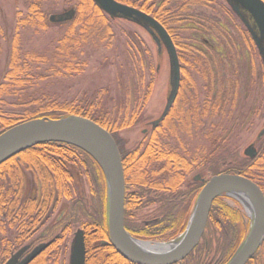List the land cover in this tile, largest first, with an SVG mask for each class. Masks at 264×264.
Here are the masks:
<instances>
[{"label":"trees","instance_id":"16d2710c","mask_svg":"<svg viewBox=\"0 0 264 264\" xmlns=\"http://www.w3.org/2000/svg\"><path fill=\"white\" fill-rule=\"evenodd\" d=\"M48 1L28 0L26 11L18 13L21 17L17 19L13 29L15 36L9 44L8 67L0 82V133L34 118H59L68 114L90 118L112 132L114 137L119 130L140 124L157 68L152 51L146 44L142 49L135 38L126 43L132 50L135 48L140 57L147 59V65L141 68L148 81L146 79L144 89L143 86L138 88L136 97L139 100L134 105L119 108V113L125 112L124 116L113 115L101 94L110 95L109 88L101 89L97 96L87 93L77 102L59 101L50 94L38 96L30 78L38 67L53 71L55 77L80 75L84 71L81 55L100 47H111L118 37V19L108 16L93 0H79L74 19L58 23L63 32L57 40L47 44L49 46L43 52L27 48L21 34L24 29L35 28V33H39L51 25L49 14L53 5ZM119 1L157 18L170 33L183 65V85L177 105L169 114L172 118L170 133L165 130L167 123L164 120L151 130L149 140L122 152L125 172L131 176L126 179V228L139 238L171 240L186 229L203 185L187 181L190 168L199 167L211 176L240 174L251 178L264 191V136L258 141V153L254 158L246 157L233 141L238 133L253 128L255 124L254 110H246L239 104L243 101V94H240L242 81L252 75L244 62L249 57L254 61L257 49L246 28L224 0ZM197 9L221 11L227 25L221 17L213 18L212 13L211 16L198 14ZM4 37L0 29V39ZM240 39L242 43L238 41ZM1 50L0 41V54ZM138 75H142L141 70ZM260 106L258 109L263 113V106ZM206 118L211 120L210 126L204 129L205 141L197 147L193 157L164 142L176 131L189 133L193 126L202 128ZM129 187L140 191L130 192ZM146 189L167 192L168 197L157 196L143 202L141 199ZM224 197L215 200L207 224L208 229L210 226L214 229L212 231H220L224 240L218 247L221 249L219 259L215 260L216 263L212 260L211 264H225L250 226L244 222L241 204L233 207ZM158 200L165 204L155 214L128 220L135 216V211ZM58 210L64 212L60 219L55 217ZM82 219L87 246L86 264H132L112 245L102 243L108 240L107 184L102 169L88 153L72 145L47 142L0 165V264H4L22 245L46 238L39 232L44 226L49 225V237H52L63 228L65 232H71ZM144 219L154 221L148 224L139 222ZM58 236L30 264H65L64 258L57 253L59 248H54L65 239L62 233ZM208 244L211 249V241ZM248 264H264V243Z\"/></svg>","mask_w":264,"mask_h":264},{"label":"water","instance_id":"95a60500","mask_svg":"<svg viewBox=\"0 0 264 264\" xmlns=\"http://www.w3.org/2000/svg\"><path fill=\"white\" fill-rule=\"evenodd\" d=\"M112 19L125 20L145 29L157 47V54L166 50L169 58V92L161 115L151 121L155 128L168 115L181 82V63L176 45L164 25L148 12L119 0H93ZM250 33L264 65V0H226ZM70 9L50 17L52 22L70 21ZM160 65L157 67L159 71ZM264 136V127L243 153L256 157V144ZM57 142L78 147L100 166L107 184V228L110 244L133 264H178L200 243L215 200L221 196L241 203L250 218L247 235L225 264H248L264 243V191L251 178L235 173L207 177L197 175L204 183L194 203L184 232L169 243H155L135 238L125 227L126 179L123 159L112 132L90 118L68 114L59 118L41 117L16 124L0 133V165L21 152L42 143ZM43 242L30 249L25 245L12 253L4 264H29L49 245ZM85 231L73 236L68 264H86Z\"/></svg>","mask_w":264,"mask_h":264},{"label":"rangeland","instance_id":"374dc122","mask_svg":"<svg viewBox=\"0 0 264 264\" xmlns=\"http://www.w3.org/2000/svg\"><path fill=\"white\" fill-rule=\"evenodd\" d=\"M79 0H50L48 1L49 5H53V8L49 14L51 17L54 14H59L64 11H68L70 9H75V6L78 4ZM28 0H0V29L3 31L4 39H0L2 43V50L0 54V82L3 81L4 75L6 73L8 63H9V44L13 40V35L15 36V29L17 19L21 17L18 13L25 12L27 8ZM47 3V4H48ZM198 14H204L211 16V13L215 16L213 18L221 17L224 20V16L221 14L219 10H203L197 9ZM203 16V15H202ZM217 16V17H216ZM23 18V15H22ZM225 24L226 20L223 21ZM51 25L46 31H39V33H35L34 29H24L23 31L20 28V32L22 31V38L27 48H36L38 52H43L46 47H48L51 41L57 40L63 32V28L59 26V22L50 21ZM119 26L116 27V35L117 40H114V43L111 44V47H100L98 50H93L92 52H88L86 54L81 55L82 63L84 65V71L80 75L73 76H61L55 77L53 71L47 72L45 67H38L33 76H31V80L33 81V87L37 90L38 96L44 94H50L49 96L52 98H56L59 101H72L77 102L81 98L85 96V94H94L99 95L100 90L103 88L110 89V95L101 93L105 96L107 100V105L112 110V114L116 116H124L125 112L119 113V108L121 106H130L134 105L139 99L138 96V88L143 86V89L146 87L147 82L144 77L145 70H142V66L147 65V59L143 56L140 57V54L137 53L135 48L132 50L129 45H127V41L130 38H135L142 49H144V45L148 47L152 53L154 54V59L156 61V68L160 65L159 71L156 73L155 79L151 80V87L148 94V99L144 108V116L143 121L136 125L128 128H123L116 133L117 139H120L122 142L120 143L121 148L124 151L131 150L140 143H143L150 139L151 137V128L148 126L149 122L156 118H158L166 104L167 95L169 92V59L166 50L160 54V58L157 54V47L153 42L150 34L143 29L142 27L135 25L133 23L119 20ZM227 25V24H226ZM188 34V32H186ZM207 38V36H206ZM209 39V38H207ZM206 39V40H207ZM220 39V37H219ZM205 40V41H206ZM242 43V40H238ZM89 49V48H88ZM92 49V48H90ZM232 54V53H230ZM251 54V52L249 53ZM249 57V56H248ZM254 61H251L250 57L245 66L248 68V71L252 74L251 78L246 76L244 78V82L242 81L241 93L243 94V101L240 102L239 106H243L246 110L253 109V117L255 120V124L252 126L253 128H246L242 133H238L237 136L233 139L236 148L239 151H243L249 144L254 142L257 138L258 134L264 127V111L260 113L259 104L263 106L264 103L261 104V101L264 100V65L262 60L256 51V55L254 56ZM142 58V61H141ZM144 59V63L142 64ZM146 61V62H145ZM243 64V62H242ZM183 66V65H182ZM244 66V67H245ZM243 67V66H242ZM139 70L142 71V75L139 74ZM250 76V75H249ZM249 79V80H248ZM243 80V79H242ZM148 81V79H147ZM145 83V84H144ZM129 88H131L129 90ZM137 92V93H136ZM249 93V94H248ZM141 94V93H140ZM87 96V95H86ZM260 106V107H261ZM207 119V120H206ZM203 120L202 128L199 126L195 128L193 126L191 131L188 133L186 131H176L172 136H168L164 139L165 143H169V145L181 153L189 154L187 156H192L195 154L197 147H200V144L204 142V131L205 128H208L210 125L209 118ZM216 120V119H215ZM207 124V125H206ZM147 128L150 132L148 134H144V130ZM159 133V132H158ZM172 134V133H171ZM194 135V137L189 136ZM176 135V136H175ZM178 135V136H177ZM180 138L177 140V138ZM203 140V141H202ZM204 144V143H203ZM260 142H257V148ZM190 168V167H189ZM206 169V168H204ZM125 171V166H124ZM128 172V171H127ZM188 182H194L196 185L201 184L200 180H195L194 177L198 174L202 177L205 175L211 176V174L205 170H201V168H195L192 170L190 168L188 170ZM130 173L125 172V179H131ZM130 183V182H128ZM88 190V188H87ZM130 192H138L134 188L129 187ZM144 193V198L141 199L143 202L150 198L156 199L157 196H166L168 197V193L162 192H152L150 189H146ZM151 191V194H149ZM89 193V191H87ZM144 192V191H143ZM199 193V192H198ZM152 196V198H151ZM224 200L233 207L239 206V202L225 196ZM66 201V199H64ZM164 201H157L155 203H150L143 206L141 209L135 211V216L128 218V220L132 221L137 218H146L155 214L156 210L164 205ZM194 207V206H193ZM242 207V206H241ZM193 210V208H192ZM242 211L244 212L245 223H250V218L242 207ZM192 213V212H191ZM64 215V212L58 210L56 211L55 217L60 219ZM84 219L80 220L75 224L73 230L65 232L64 228L61 229L58 233L55 232V235L52 236L51 242H54L56 238H58L61 233L65 236L63 242L61 241L57 245L59 256L64 258L65 264L69 263V255H70V246L71 241L73 239L74 233L82 228L81 222ZM50 229L49 225L44 226V228L39 231L40 234H46ZM211 229V230H210ZM213 228H206L205 233L198 245V247L193 251V253L185 259L182 263L179 264H211L212 260L219 259L220 250H218L220 243H224L222 235L218 231H212ZM221 236V237H220ZM177 237V236H176ZM151 240V239H150ZM158 243H169L172 242L169 240L156 239ZM33 241V240H31ZM104 241V240H103ZM211 241L212 246L211 249L208 248L210 245L208 244ZM219 241V243H218ZM45 242V241H40ZM40 242L36 243L38 245ZM49 242V241H48ZM29 243V242H28ZM47 243V242H46ZM103 243V242H102ZM27 244V243H26ZM22 245L21 247L25 246ZM53 244V243H52ZM19 247L18 249H20ZM49 246L46 248L48 249ZM16 249L14 252H16ZM45 249V250H46ZM217 249V250H216ZM44 250V251H45ZM43 251V252H44ZM54 251V250H53ZM13 252V253H14ZM38 257V256H37ZM10 258V257H9ZM8 258V259H9ZM7 259V260H8ZM6 260V261H7ZM216 260V261H217ZM5 261V262H6ZM4 262V263H5ZM216 263V262H215Z\"/></svg>","mask_w":264,"mask_h":264},{"label":"flooded vegetation","instance_id":"af4514ba","mask_svg":"<svg viewBox=\"0 0 264 264\" xmlns=\"http://www.w3.org/2000/svg\"><path fill=\"white\" fill-rule=\"evenodd\" d=\"M182 68H183V66H182ZM181 72H182V69H181ZM183 85V81H182V79H181V82H180V88H179V92H178V96H179V93H180V91H181V86ZM200 86H201V84H200ZM202 88V87H201ZM178 96L176 97V99H175V101H174V103H173V105H172V107H171V109H170V111H169V113H168V115L165 117V119L164 120H166V127H165V130L167 131V132H169L170 133V130H172L171 129V127H172V123H171V120H172V118L169 116V114L171 113V111L174 109V107H176V105H177V99H178ZM176 111V110H175ZM163 120V121H164ZM162 121V122H163ZM149 122V124H148V126L151 128V130H154V129H156L157 127H159L160 125H158L157 127H153L152 125H151V123H150V121H148ZM148 132H150L149 130H147V128L144 130V134H148ZM115 139H116V142H117V144H118V147H119V150H120V153H121V156H122V159H123V149L121 148V146H120V143L122 142L120 139H117V137H115ZM127 152V151H126ZM129 154L128 153H126V156H128ZM132 169H133V171L135 170V168L134 167H132ZM152 189H154V188H152ZM151 189V191L154 193V190H152ZM137 191H140V190H137ZM63 212V211H62ZM152 221H154V219H144V220H140L139 222H141V223H146V224H148V223H150V222H152ZM128 230V229H127ZM129 231V230H128ZM130 232V231H129ZM49 235H50V231L48 230V232L44 235V236H46V238H41V240H40V238L38 239V241H35V240H33V241H30L29 243H27L26 245H28V244H30V249H33L35 246H36V243H38V242H40V241H45V242H48V241H51V240H49V239H51L52 237H49ZM133 235V234H132ZM136 237V236H135ZM136 238H138V239H141V240H145V241H152V242H155V241H158V240H156V239H161V238H153V239H144V238H139V237H136ZM40 243H43V242H40ZM39 243V244H40ZM53 242H51V244H52ZM50 244V245H51ZM49 245V246H50ZM12 255V254H11Z\"/></svg>","mask_w":264,"mask_h":264}]
</instances>
